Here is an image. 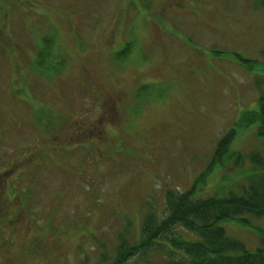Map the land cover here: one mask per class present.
Wrapping results in <instances>:
<instances>
[{
  "label": "rangeland",
  "instance_id": "rangeland-1",
  "mask_svg": "<svg viewBox=\"0 0 264 264\" xmlns=\"http://www.w3.org/2000/svg\"><path fill=\"white\" fill-rule=\"evenodd\" d=\"M0 4V264H113L120 240L142 236L150 208L164 213L165 191H189L220 138L258 108L263 73L243 70L236 56L264 63V7L259 0ZM45 37L66 61L50 77L29 65ZM257 128L239 132L231 146L242 163L232 158L194 199L242 194L259 168L252 155L264 158ZM242 218L248 226L222 224L227 237L249 252L264 249V218ZM169 248L128 264H163Z\"/></svg>",
  "mask_w": 264,
  "mask_h": 264
},
{
  "label": "trees",
  "instance_id": "trees-1",
  "mask_svg": "<svg viewBox=\"0 0 264 264\" xmlns=\"http://www.w3.org/2000/svg\"><path fill=\"white\" fill-rule=\"evenodd\" d=\"M259 1L264 7V0ZM131 48L132 45H126L118 55V59L126 58ZM56 50L55 40L45 37L41 50L29 65L33 66L42 76L56 75L59 69L66 64L60 55L55 54ZM236 61L249 73H263L261 77L264 78V63L247 60L241 56H236ZM256 80V85L259 87L258 81L261 79ZM36 122L40 125L45 124L49 128L59 125L53 120H36ZM252 126H258V136L264 141V95L259 98L258 108L242 113L236 127L230 129L219 140L215 150L207 157L209 161L206 167L195 179L190 190L180 192L177 189H167L164 213H158L155 208L151 207L148 214H145L140 239L138 241L133 239L130 244L121 243L120 240L113 264H127L131 259H138L151 250L161 251L165 247L169 248L167 244L170 245V258L163 264H264V249L258 248L255 252L247 251L243 243L227 237L222 227V224L231 222L248 226V222L242 218L246 214L264 218V174H257L264 172V158L258 154L252 155V162L259 168H254L256 174L251 178L248 186L243 189L241 195L232 194L226 198L214 195L206 199H194L193 197L196 189L206 186L213 175L226 169L232 158L236 165L242 163L243 155L232 151L231 146L239 132ZM55 140L65 144L73 141L69 137L61 136ZM42 147L43 150L49 151L50 142L43 143ZM232 164L236 167L234 163ZM179 230L196 234L200 241L190 242L183 239L178 235ZM128 237H130V232ZM260 237L264 244V231L260 232ZM175 253H183L184 257L181 256L180 259L174 260L171 256Z\"/></svg>",
  "mask_w": 264,
  "mask_h": 264
},
{
  "label": "flooded vegetation",
  "instance_id": "flooded-vegetation-1",
  "mask_svg": "<svg viewBox=\"0 0 264 264\" xmlns=\"http://www.w3.org/2000/svg\"><path fill=\"white\" fill-rule=\"evenodd\" d=\"M3 10L5 11L6 7L3 4H0V12H2Z\"/></svg>",
  "mask_w": 264,
  "mask_h": 264
}]
</instances>
